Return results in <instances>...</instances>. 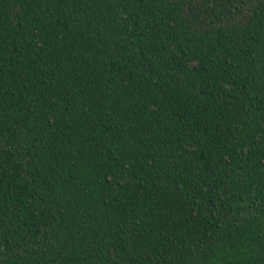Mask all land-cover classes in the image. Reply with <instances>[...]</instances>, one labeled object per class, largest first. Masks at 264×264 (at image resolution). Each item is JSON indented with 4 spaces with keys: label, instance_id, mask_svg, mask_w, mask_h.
Listing matches in <instances>:
<instances>
[{
    "label": "trees",
    "instance_id": "trees-1",
    "mask_svg": "<svg viewBox=\"0 0 264 264\" xmlns=\"http://www.w3.org/2000/svg\"><path fill=\"white\" fill-rule=\"evenodd\" d=\"M0 264H264V0H0Z\"/></svg>",
    "mask_w": 264,
    "mask_h": 264
}]
</instances>
